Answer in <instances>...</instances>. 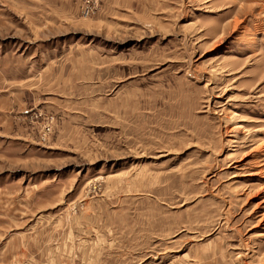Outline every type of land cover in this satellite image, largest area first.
Returning <instances> with one entry per match:
<instances>
[{"label": "rangeland", "instance_id": "rangeland-1", "mask_svg": "<svg viewBox=\"0 0 264 264\" xmlns=\"http://www.w3.org/2000/svg\"><path fill=\"white\" fill-rule=\"evenodd\" d=\"M0 264H264V0H0Z\"/></svg>", "mask_w": 264, "mask_h": 264}, {"label": "built area", "instance_id": "built-area-1", "mask_svg": "<svg viewBox=\"0 0 264 264\" xmlns=\"http://www.w3.org/2000/svg\"><path fill=\"white\" fill-rule=\"evenodd\" d=\"M97 0H80V6L83 13H87Z\"/></svg>", "mask_w": 264, "mask_h": 264}]
</instances>
